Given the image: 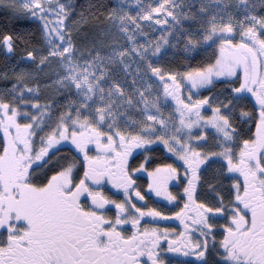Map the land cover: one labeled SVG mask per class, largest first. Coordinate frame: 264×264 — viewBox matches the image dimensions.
Listing matches in <instances>:
<instances>
[{
  "label": "snow or ice",
  "instance_id": "obj_1",
  "mask_svg": "<svg viewBox=\"0 0 264 264\" xmlns=\"http://www.w3.org/2000/svg\"><path fill=\"white\" fill-rule=\"evenodd\" d=\"M7 6L0 264H264V0Z\"/></svg>",
  "mask_w": 264,
  "mask_h": 264
},
{
  "label": "trees",
  "instance_id": "obj_2",
  "mask_svg": "<svg viewBox=\"0 0 264 264\" xmlns=\"http://www.w3.org/2000/svg\"><path fill=\"white\" fill-rule=\"evenodd\" d=\"M75 4L77 5V11L78 12H84L85 13V19L88 21V23H95L96 21L92 19L91 16L87 14V10L89 8V5H98V4H105V5H112L114 4L113 0H75ZM101 11L103 9H100ZM13 17L7 12V11H0V26H3L4 24L8 23L11 24L13 21ZM75 19H79V17H75ZM19 21H24L23 23H18L17 26L21 28H37L38 25L35 23L29 24L26 21L19 19ZM199 59V57L197 58ZM7 65L6 58L4 56V50L0 49V70ZM67 149H62V152H66Z\"/></svg>",
  "mask_w": 264,
  "mask_h": 264
},
{
  "label": "flooded vegetation",
  "instance_id": "obj_3",
  "mask_svg": "<svg viewBox=\"0 0 264 264\" xmlns=\"http://www.w3.org/2000/svg\"><path fill=\"white\" fill-rule=\"evenodd\" d=\"M251 103H252V101H250V105H251ZM134 155L136 156V162L142 161L144 158V154H142V153H135ZM152 155L157 158L155 161L156 163L171 162L168 159L169 154H167L162 149L157 148V149L152 150ZM141 182L146 183V176L144 174H141ZM110 188H111V186H109V188H106L105 191L106 192L110 191ZM173 191H176V189L173 188ZM120 198H122V196ZM152 199H154L156 201V203H158L159 206L162 208H168L171 206V202L164 200V198L152 197ZM161 227L178 228V227H180V224L178 221H169V222L162 223Z\"/></svg>",
  "mask_w": 264,
  "mask_h": 264
},
{
  "label": "rangeland",
  "instance_id": "obj_4",
  "mask_svg": "<svg viewBox=\"0 0 264 264\" xmlns=\"http://www.w3.org/2000/svg\"><path fill=\"white\" fill-rule=\"evenodd\" d=\"M113 2L115 3L116 0H113ZM0 11H7V12L12 16V14H11V9L7 6V0H0ZM12 17H13V16H12ZM13 18H14V17H13ZM19 19H22V20H28L29 18H26V17H19ZM95 24H96V22L91 24V23H88V21H87V23L82 24L81 27H82V30H83L84 32H89V31L95 26ZM177 58H178V57H176V56L173 55L172 53H169V57H168V59H169L170 61H174V60H176ZM6 66H7V65H5V66L0 70V72L5 71V70H6ZM0 86H4L2 81H0ZM217 87L219 88L220 86L217 85ZM203 94L206 95L207 93H203ZM250 101H251V100L247 101L249 108H251Z\"/></svg>",
  "mask_w": 264,
  "mask_h": 264
}]
</instances>
